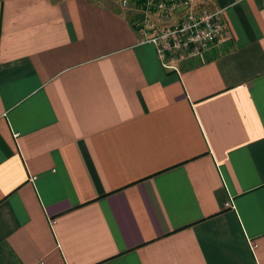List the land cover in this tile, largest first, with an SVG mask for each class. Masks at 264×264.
<instances>
[{
    "label": "crops",
    "instance_id": "0c3cea01",
    "mask_svg": "<svg viewBox=\"0 0 264 264\" xmlns=\"http://www.w3.org/2000/svg\"><path fill=\"white\" fill-rule=\"evenodd\" d=\"M202 2L174 70L120 0H0V264H264V0Z\"/></svg>",
    "mask_w": 264,
    "mask_h": 264
},
{
    "label": "built area",
    "instance_id": "2783aa9c",
    "mask_svg": "<svg viewBox=\"0 0 264 264\" xmlns=\"http://www.w3.org/2000/svg\"><path fill=\"white\" fill-rule=\"evenodd\" d=\"M138 25L143 43H152L166 68L197 59L229 41L220 10L202 0H120Z\"/></svg>",
    "mask_w": 264,
    "mask_h": 264
},
{
    "label": "rangeland",
    "instance_id": "374dc122",
    "mask_svg": "<svg viewBox=\"0 0 264 264\" xmlns=\"http://www.w3.org/2000/svg\"><path fill=\"white\" fill-rule=\"evenodd\" d=\"M130 14V13H129ZM189 61H192V60H189ZM184 62H186V61H184ZM181 63H183V62H181Z\"/></svg>",
    "mask_w": 264,
    "mask_h": 264
}]
</instances>
